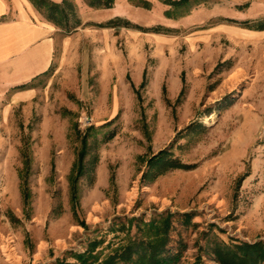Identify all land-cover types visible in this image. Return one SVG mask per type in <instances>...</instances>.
<instances>
[{
  "label": "rangeland",
  "instance_id": "1",
  "mask_svg": "<svg viewBox=\"0 0 264 264\" xmlns=\"http://www.w3.org/2000/svg\"><path fill=\"white\" fill-rule=\"evenodd\" d=\"M148 1L117 0L109 11L76 2L88 33L78 45L69 40L64 65L26 98L0 89V264L74 261L71 251L93 236L104 238L100 246L119 241L125 231L110 230L114 221L164 210L193 212L188 223L172 216L169 243L184 244L180 264L198 253L220 264L204 252L213 238L264 237V28L248 26L264 18V0ZM109 12L121 25L99 24ZM80 114L95 125L113 117L102 130L116 133L99 143L92 176L79 178L74 216L67 174ZM191 122L205 127L186 128ZM165 146L194 165L142 178L149 156ZM23 150L31 156L30 217L19 187Z\"/></svg>",
  "mask_w": 264,
  "mask_h": 264
},
{
  "label": "trees",
  "instance_id": "2",
  "mask_svg": "<svg viewBox=\"0 0 264 264\" xmlns=\"http://www.w3.org/2000/svg\"><path fill=\"white\" fill-rule=\"evenodd\" d=\"M34 4L42 9L47 18L52 20L57 26L65 31L80 24L79 16L75 11V3L73 0H62L60 2L53 0H32ZM86 3L93 7H109L112 6L114 0H85ZM188 0H166L169 4H180ZM143 6H149L148 0H143ZM167 16L170 11L165 10ZM120 16H112L103 22L101 25L118 26L120 23ZM246 22L248 20H245ZM254 24H248L253 28H264V18L256 20ZM124 25H129V20H124ZM139 26L138 24H133ZM141 27V26H140ZM155 28L161 25H155ZM144 28V27H143ZM146 29V28H144ZM181 79L184 81L183 72H181ZM145 82V69L141 84ZM31 82H22L14 85V88H24ZM163 86V91H164ZM183 92L181 88L176 99ZM63 111H69L64 108ZM113 121V117L102 122L99 125L93 123L88 124L84 128L78 126L77 120L73 122V129L75 130L80 144L76 151L75 158L67 174L68 178V192L70 209L73 215L77 216L80 197L79 178L84 175L92 176V171L99 159L97 147L99 143L109 140L116 133V127L106 128ZM198 124L202 128L204 124L200 122H191L186 126ZM101 132V136L97 133ZM23 165L19 168L18 174L20 178L19 187L23 202V213L25 217H30V202L31 190L28 185V174L31 166V156L28 151L23 150ZM147 168L142 173V178L151 180L158 174L172 168H190L194 164L181 161L177 156H174L170 150V146H165L158 149L147 159ZM110 175V181H112ZM59 205H54L50 212L58 210ZM178 214L181 216L183 222H190L193 212H171L164 210L155 212L148 219H144L141 215L125 216V219L114 221L115 226L110 227V230L125 231V234L119 241H108L101 245L104 241L102 236H93L87 243V246L82 251H71L74 261L66 260L65 258L57 257L55 264H180L182 249L181 246L170 245V229L172 227V216ZM116 219V218H115ZM80 223L85 224L81 219ZM134 225V231L130 232ZM107 248L106 251L104 249ZM205 253L210 254L220 264H264V237L255 240H231L229 242L212 239L207 243L204 249ZM52 264V263H46ZM192 264H205L201 255L198 253Z\"/></svg>",
  "mask_w": 264,
  "mask_h": 264
},
{
  "label": "crops",
  "instance_id": "3",
  "mask_svg": "<svg viewBox=\"0 0 264 264\" xmlns=\"http://www.w3.org/2000/svg\"><path fill=\"white\" fill-rule=\"evenodd\" d=\"M73 1L83 9L93 11H109L113 7H93L82 0ZM115 3L117 0H114L113 5ZM112 15L109 12L106 18ZM87 33L86 28L77 25L70 35L69 31L47 18L32 0H0V89L31 82L25 88H15L13 95L16 98L32 95L37 86L36 81H44V73L58 71L64 65L69 40L76 38L78 45L79 39L84 38Z\"/></svg>",
  "mask_w": 264,
  "mask_h": 264
},
{
  "label": "built area",
  "instance_id": "4",
  "mask_svg": "<svg viewBox=\"0 0 264 264\" xmlns=\"http://www.w3.org/2000/svg\"><path fill=\"white\" fill-rule=\"evenodd\" d=\"M77 120L80 126H86L91 123V117L87 114H80Z\"/></svg>",
  "mask_w": 264,
  "mask_h": 264
}]
</instances>
